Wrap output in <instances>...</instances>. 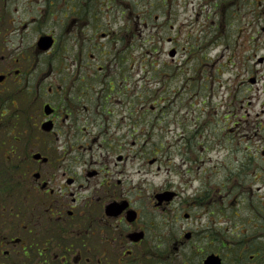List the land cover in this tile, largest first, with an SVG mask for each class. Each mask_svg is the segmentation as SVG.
<instances>
[{
  "label": "flooded vegetation",
  "instance_id": "obj_1",
  "mask_svg": "<svg viewBox=\"0 0 264 264\" xmlns=\"http://www.w3.org/2000/svg\"><path fill=\"white\" fill-rule=\"evenodd\" d=\"M110 1L0 0V113L14 116L16 102L26 105L38 149L22 157L0 146V264H264V103L254 111L256 131L240 127L250 114L242 113L251 101L244 94L253 86L264 91L256 86L261 78L246 65L249 81L237 85L232 104L237 121L218 118L203 135L207 146L247 149L248 159L228 167L225 155L227 167L218 168L228 173L219 181L207 172L198 185L154 186L144 195L128 171L130 142L162 138L155 129L162 114L150 118L145 109L132 122L123 106L132 71L144 66L129 44L136 29L145 34L146 11L113 30L107 25L123 6ZM103 14L110 20L104 25ZM217 128L235 133L230 144L219 130L210 133ZM200 129L183 126L184 134ZM19 138L0 134L8 146Z\"/></svg>",
  "mask_w": 264,
  "mask_h": 264
},
{
  "label": "rangeland",
  "instance_id": "obj_2",
  "mask_svg": "<svg viewBox=\"0 0 264 264\" xmlns=\"http://www.w3.org/2000/svg\"><path fill=\"white\" fill-rule=\"evenodd\" d=\"M101 5L104 8L105 3ZM108 6H123L115 13V23L107 25L113 30L117 23L126 21L127 16L138 22V14L146 11L145 34H139L140 30L136 29L129 44L131 58L142 59L144 66L139 73L132 71V86L124 96L127 103L123 106L125 113L129 112L132 122L145 109L150 118L157 113L162 114L159 115L161 120L155 121V129H162V138L153 135L145 141L143 136L134 144L130 142L128 171L132 183L138 188L143 187L144 195L149 196L154 186L171 184L182 188L187 181H195L198 185L207 172L215 173L213 180H221L224 177L222 173L228 172L218 167L226 164L238 167L240 160L237 159H248L247 149L242 148V153H235L234 148L228 151L219 141H211V146H207L203 135L209 132V124L213 125L218 118L222 120V125L225 120L229 125L237 121L233 113L236 108L232 104L237 85L242 79L249 81L247 75L250 73L246 65L256 70L254 74L261 78L256 86L264 85V60L258 61L259 56H264V0H113ZM100 21L102 25L110 22L105 14ZM251 37L254 45L251 44ZM100 43L106 44V39L100 38ZM105 48H110V44H106ZM173 48L176 54L171 56L169 51ZM261 90L253 86L244 94L251 101L250 104L245 101L246 105L242 108L243 114L247 113L246 108L250 112L240 124L243 134L256 131L257 126L252 121L255 119L254 111L260 110L264 103V91ZM138 92L141 98L136 97ZM111 97L117 105L113 92ZM137 101L145 102L146 106L139 108ZM14 108V116H10L11 110L0 113V134L13 132L20 138L18 141L10 139V146L8 142L0 141V146L9 150L18 149L24 157L27 152L38 149L29 138L27 106L23 105L22 109L16 102ZM145 123L142 116L141 125L148 130L149 125ZM189 124H200V131L184 134L183 126ZM217 130L226 138L223 142L226 140L227 144L235 137V133L230 134L225 128L211 129L210 133ZM257 133L261 134L260 131ZM242 141L250 145L247 137L244 136ZM250 151L252 153V148ZM153 156H157L158 161L149 163ZM224 158L225 165L222 162ZM183 160L186 162L182 163ZM188 166L193 171L185 173ZM140 176L146 181L138 180ZM20 264L28 263L23 259Z\"/></svg>",
  "mask_w": 264,
  "mask_h": 264
},
{
  "label": "water",
  "instance_id": "obj_3",
  "mask_svg": "<svg viewBox=\"0 0 264 264\" xmlns=\"http://www.w3.org/2000/svg\"><path fill=\"white\" fill-rule=\"evenodd\" d=\"M170 54H171V55L175 54V51H174L173 49L170 50Z\"/></svg>",
  "mask_w": 264,
  "mask_h": 264
}]
</instances>
